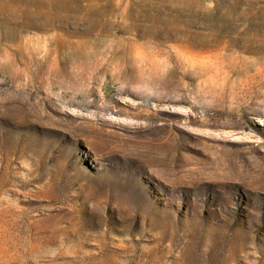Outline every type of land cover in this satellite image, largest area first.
Instances as JSON below:
<instances>
[{
    "label": "rangeland",
    "instance_id": "374dc122",
    "mask_svg": "<svg viewBox=\"0 0 264 264\" xmlns=\"http://www.w3.org/2000/svg\"><path fill=\"white\" fill-rule=\"evenodd\" d=\"M0 45V264H264V0H0Z\"/></svg>",
    "mask_w": 264,
    "mask_h": 264
},
{
    "label": "bare ground",
    "instance_id": "6f19581e",
    "mask_svg": "<svg viewBox=\"0 0 264 264\" xmlns=\"http://www.w3.org/2000/svg\"><path fill=\"white\" fill-rule=\"evenodd\" d=\"M6 36H8V37H14V36H16V32H14V31H8L6 33ZM28 41H24V39L20 37L19 45L16 46V47H18V50H20V48H22L24 46V44L28 43ZM127 41H128V47H129V44H130L131 45L130 48H132V50L128 49V51L125 53L126 58H123V59H129V58L132 59V53H133V50L134 49L139 50V53L140 54H145L144 53V50L140 49V47H141L140 44L135 43V41L130 42V39H127ZM89 44H90V41L89 40H82L80 38H74L73 40H71V42H69V40L60 41V47H62L63 49L64 48H67V47L70 48L71 51H72V54H75L76 56H78V55L79 56H89L90 55V52L87 51V49L89 48ZM122 44H123L122 40L118 39L117 45H115V46L120 47ZM194 45L195 44H193V43L191 44V46L185 45L182 50L175 49L174 51L169 52L168 53V56L171 57V58H176V57H179L180 55H183V54L184 55H190V56H197L198 54H196L195 52H190V47H192ZM35 50H37L36 47H35ZM6 52H7V50L0 45V54L1 53L6 54ZM122 52L123 51H119L120 54H117L116 56H113L112 58L113 59H117V60L122 59V57H119V55H121ZM158 52L159 53H162V51H160V50ZM92 53H93V50H92ZM211 55L212 56H217V53H214V52L211 51ZM118 58H120V59H118ZM191 58L194 59V57H191Z\"/></svg>",
    "mask_w": 264,
    "mask_h": 264
}]
</instances>
